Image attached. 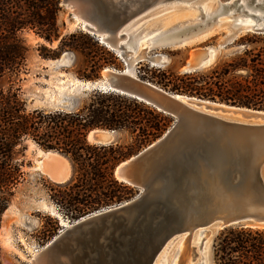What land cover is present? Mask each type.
<instances>
[{"label": "water", "instance_id": "obj_1", "mask_svg": "<svg viewBox=\"0 0 264 264\" xmlns=\"http://www.w3.org/2000/svg\"><path fill=\"white\" fill-rule=\"evenodd\" d=\"M82 1L62 3L82 6ZM90 1L104 13L114 50L137 51L143 38L138 24L157 0ZM211 12L205 19V11L202 19L206 22L202 20L193 31L182 29L181 23L159 30L148 43V52L154 47H183L206 39L218 32L219 18L227 14L234 19L223 45L242 34H264V16L246 24V16L255 15L238 0H220L218 9ZM193 51L186 66L189 71L209 66L218 52L200 47ZM144 59L159 63L140 53L126 62L125 70H110L104 81H83L82 87L136 98L175 119L162 137L115 169L118 180L141 193L76 220L47 245V260L38 264H59L60 255L65 264H154L165 245L180 234L199 232L203 248L206 239L227 227L264 228V110L178 96L125 73ZM91 133L93 143L114 141L113 130H91L88 140Z\"/></svg>", "mask_w": 264, "mask_h": 264}, {"label": "trees", "instance_id": "obj_2", "mask_svg": "<svg viewBox=\"0 0 264 264\" xmlns=\"http://www.w3.org/2000/svg\"><path fill=\"white\" fill-rule=\"evenodd\" d=\"M59 3L60 0H0V226L15 189L25 179L24 161L19 156L28 141L44 151L60 153L71 164L72 178L49 189L50 197L65 206L67 217L75 221L133 197L134 187L116 178V167L162 137L173 120L143 101L103 90L87 91V100L72 110H27L21 87L16 85L19 66L27 52L18 32L36 28V34L49 43L59 39ZM79 37L72 34L68 39ZM66 40V36L62 37L57 49L51 55L42 53V57L58 59L61 51L70 46ZM231 43L238 44L237 54L207 71L172 78L163 73L164 79L140 72L138 77L171 93L264 110V34L247 33ZM96 47L102 55L91 57L89 73L77 71L79 80H94L106 66L116 65V53L98 43ZM94 129L124 131L134 142L93 143L88 134ZM214 256L216 264H264V228L238 225L223 229L215 240Z\"/></svg>", "mask_w": 264, "mask_h": 264}, {"label": "rangeland", "instance_id": "obj_3", "mask_svg": "<svg viewBox=\"0 0 264 264\" xmlns=\"http://www.w3.org/2000/svg\"><path fill=\"white\" fill-rule=\"evenodd\" d=\"M255 1L258 2V0ZM174 4L177 5L174 6ZM164 6L167 8L155 6L139 23V25H142L140 28L142 27L143 34L146 31L156 28H170L172 25L179 23H181L180 27L182 29L189 28L190 31L198 29L203 23L202 18L205 13L204 11H206L205 7L215 11L217 9L216 7H218V2L217 0H169ZM253 6L254 3L251 4L250 8H253ZM260 7L264 10V4L259 5L255 10L260 12ZM202 9H204V11ZM88 10L92 21L106 32L105 29L107 28L105 25L107 24L102 19V16L104 18V13L94 7H89ZM263 10L261 12H263ZM57 24L60 37L54 40L53 43H49L39 37L36 34V28H26L18 32V37L27 48V52L26 60L24 62L21 61V67L19 66L16 85L21 87V98L26 102L28 111L34 109H43L47 111L58 109L72 110L77 108L80 103L86 101V93L88 90H80V85H77V80H79L77 71L86 70L87 73H89L91 57L98 58L102 55L101 51L97 50V43L105 47L101 42L100 36L92 33L89 29L85 28L80 21L76 20L74 18L73 9L68 7L67 4L62 3V0H60L59 3ZM100 33L103 34L102 32ZM72 34H77L81 37L77 39H68ZM228 34L229 25L224 23L220 26L218 32L192 45L183 47H154L148 54L150 56L160 54L166 61L152 64L145 60L133 64L129 72L135 77H138V74L141 72L142 75L149 76L153 74L162 79H164L163 73L169 78H172L174 75H183L192 72V70H187L186 66L190 60L191 52L194 47H200L202 49L216 48L218 52L214 61L209 66L196 70L207 71L211 66L229 61L237 54V43H227L223 45V41ZM65 36L67 37L65 43L70 46L61 51L58 59H45L42 57V53L51 55L53 53L52 51L59 46L61 38ZM108 48L106 49L109 50L110 48ZM111 52L116 53L115 51L113 52V50H111ZM115 55H117V53ZM123 55V58L118 56L115 66H106L100 72L98 78L79 81L104 80L106 79L105 69L108 68L116 71L125 70V56H130L127 48L124 49ZM16 60L20 62L18 58ZM11 79H15V77ZM7 80V77H5L6 87L9 86ZM166 91L170 92L169 89ZM174 123L175 119L173 118L166 132ZM113 136V142L115 143L119 142L128 145L134 142L133 138L124 131L115 132ZM41 150L42 149L32 141H28L25 152L19 156L20 160L24 161V171L26 174L24 181L15 189L12 202L7 211H5L7 214L5 213V216L2 215L0 226L2 264H32L31 257L34 254H41L46 251L47 245L60 233L71 227L76 221H71L67 217V208L65 206H62L57 200L50 197L52 192L49 186L56 187L57 184L61 183L52 180L47 172L44 171L45 169L42 166V162L46 160V157ZM55 153L60 154L58 152ZM72 174L73 171L70 164V175L65 181H69L72 178ZM140 193L141 190L134 187V195L132 198L104 206L100 208V211L130 201ZM221 231L222 230H218L214 232L206 239L203 248H201L200 244L202 237L199 240H196L197 237H194L189 241V244L185 243L179 252L180 254H178L179 257L182 255V258L180 257L181 259L179 260L178 257L177 262L179 263L177 264H216L214 243ZM179 242V240H176L172 243L166 253V257L164 255L162 259V264H174V262L172 263V259L177 251ZM36 249L41 250L36 253ZM186 254L189 256L185 257ZM164 259L166 260L165 262H163ZM183 259H185V262ZM157 260L155 264H161L160 259ZM60 263H67V261H64V255H60L59 264Z\"/></svg>", "mask_w": 264, "mask_h": 264}, {"label": "bare ground", "instance_id": "obj_4", "mask_svg": "<svg viewBox=\"0 0 264 264\" xmlns=\"http://www.w3.org/2000/svg\"><path fill=\"white\" fill-rule=\"evenodd\" d=\"M167 1H169V0H157V2H156V4H155V6H162V7H164L165 9L167 8V7H165L164 6V4L167 2ZM186 1H189V0H186ZM230 1H232V0H230ZM217 2H218V5H219V3H220V0H217ZM64 3V2H63ZM254 3V6H253V8H250L251 7V4H253ZM260 3V4H259ZM65 4V3H64ZM238 4H243V6H245V8H246V10H248L250 13H253L255 16H246V19L244 20V22L246 23V24H253V23H255V20H256V16H260V17H262V16H264V10L262 9V7H260L259 9L262 11L263 10V12H258L257 10H255L256 8H258L259 7V5H261V4H263V0H258V2H256L255 0H253V1H251V0H238ZM259 4V5H258ZM80 4H78V3H68L67 4V6L68 7H70V8H72L73 9V11H74V18L76 19V20H78V21H80V23L85 27V28H87V29H89L92 33H95V34H97V35H99L100 36V38H101V42L104 44V45H106L107 47H109L111 50H113V51H115L114 50V47H112V46H114L112 43H110L109 42V37H110V33H109V26L108 25H105L106 26V28L107 29H105L106 30V32L104 31V30H102L101 28H99V26H97V24L96 23H94L93 21H92V18H90V15H89V10H88V8L90 7V8H93V4L91 3V1L90 0H84V1H82V6H79ZM173 5V4H172ZM175 5H177V4H174V6ZM173 7V6H172ZM163 8V9H164ZM217 9H218V7H216ZM216 9V10H217ZM237 8H235V9H233L234 11L236 10ZM203 11H204V9H202ZM205 10H206V13H205V19L208 17V15H209V13L211 12V13H214L215 11H213L212 9H210V8H208V7H205ZM232 10V11H233ZM237 10H239V11H242L241 9H237ZM232 11L230 12L231 14H232ZM205 12V11H204ZM231 14H227V15H223V16H221L220 18H219V21H218V25H219V28H220V26L222 25V24H227V25H229L230 26V22H232V19H234L233 17H232V15ZM98 19H99V17H98ZM242 20V18H239V22ZM141 22V21H140ZM203 22H206V21H204L203 20ZM139 25V24H138ZM139 26H142V25H139ZM219 28H217L216 27V29H219ZM141 30H142V27L140 28ZM144 30V29H143ZM159 30L161 31V30H163V28H156V29H154V30H149V31H146L144 34H143V38H142V40L140 41V45H139V47H138V49H137V51H135L134 53H132V54H130V56L128 57H126L125 56V59H126V62H129L130 61V59H131V57H133V58H137L138 57V55L141 53V54H143V57L145 56V57H147V58H152V59H155L157 62H165L166 61V59H164L160 54L158 55H154V56H150L148 53V51H149V48H147L148 47V43H150V40L152 39V37L156 34V32H159ZM100 32H102L103 34H104V36H103V34H101ZM207 36V35H206ZM205 35H204V37H206ZM106 43V44H105ZM111 44V45H110ZM150 47V46H149ZM116 53H117V56H119V57H121L120 56V53H122V52H124V50L122 51V50H118V51H115ZM194 55V51H192L191 52V56H193ZM124 56V55H123ZM122 56V57H123ZM143 61H145V59L143 60ZM147 61V60H146ZM108 71H110V69L108 68V69H105V75H107V72ZM112 71H115L116 72V70H112ZM125 73L126 74H128V75H131V76H133L130 72H129V70H126L125 71ZM105 80V79H104ZM103 80V81H104ZM77 85H80L79 86V88H80V90L82 89H84V88H82L83 86H84V84H83V81H79V80H77ZM76 85V86H77ZM160 88V87H159ZM173 94H175V93H173ZM178 95V94H177ZM178 96H181L180 94L178 95ZM182 96H187V95H182ZM188 97H190V98H193L192 96H188ZM197 98V97H196ZM111 135H114V133H112ZM89 140L91 141V142H93V133H91L90 134V136H89ZM44 154H45V157H46V160L44 161V162H42L43 164H42V166L44 167V171H46L47 172V174L49 175V177L52 179V180H54V181H59V182H63V181H65L66 179H68V177H69V175H70V163H69V161L64 157V156H62V155H60V154H57V153H55V152H53V151H43V150H41ZM123 165V163H121V165L118 167V169H120V167ZM42 167V168H43ZM118 169H117V173H118ZM118 175V174H117ZM7 211V210H6ZM97 212V211H96ZM6 214H7V212H5ZM5 213H4V216H5ZM68 227H69V225H68ZM190 237V238H189ZM194 237H197L196 238V240L198 239H200L201 237H202V235L199 233V232H193L192 234H188V233H184V234H181V235H177L176 237H174V238H172L166 245H165V247L161 250V252L159 253V255L157 256V258H156V260H155V262H154V264L158 261L157 259H160V263L162 264V259H163V257H164V255H165V257H166V253H167V251H168V249L170 248V246L172 245V243H174L176 240H179L180 242H179V245H178V247H177V251L175 252V254L173 255L174 257H173V259H172V263L174 262V264H177V263H179V262H177V260H178V257H179V255L178 254H180L179 252L181 251V249H182V246L185 244V243H188L189 244V241L192 239V238H194ZM190 249V248H189ZM183 252V251H182ZM181 252V253H182ZM162 253V254H161ZM188 254V253H187ZM186 254V256L185 257H187V256H189V255H187ZM160 256H161V258H160ZM182 256V255H181ZM180 256V257H181ZM179 257V260L182 258H180ZM45 260H47L46 259V251H44V252H42L41 254H34L32 257H31V263L32 264H38L39 262H42V261H45ZM184 260V262H185V259H183ZM166 260L164 259L163 260V262H165ZM181 263V262H180Z\"/></svg>", "mask_w": 264, "mask_h": 264}, {"label": "built area", "instance_id": "obj_5", "mask_svg": "<svg viewBox=\"0 0 264 264\" xmlns=\"http://www.w3.org/2000/svg\"><path fill=\"white\" fill-rule=\"evenodd\" d=\"M40 250H41V249H40ZM40 250H37V249H36V253L39 252Z\"/></svg>", "mask_w": 264, "mask_h": 264}]
</instances>
